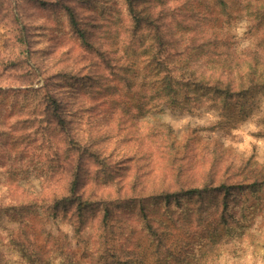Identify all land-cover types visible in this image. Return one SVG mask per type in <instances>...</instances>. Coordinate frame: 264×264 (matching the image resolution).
<instances>
[{
  "label": "trees",
  "instance_id": "1",
  "mask_svg": "<svg viewBox=\"0 0 264 264\" xmlns=\"http://www.w3.org/2000/svg\"><path fill=\"white\" fill-rule=\"evenodd\" d=\"M231 1L0 0V264H81L44 228L61 221L88 232L87 264H264L244 248L264 165L151 116L157 99L264 125V0L243 47L217 31Z\"/></svg>",
  "mask_w": 264,
  "mask_h": 264
},
{
  "label": "rangeland",
  "instance_id": "2",
  "mask_svg": "<svg viewBox=\"0 0 264 264\" xmlns=\"http://www.w3.org/2000/svg\"><path fill=\"white\" fill-rule=\"evenodd\" d=\"M247 0H232L231 5L234 8L237 19L231 24H226L223 18H217V31L220 36L231 35L234 37L233 41L237 42L239 47L248 45L251 35L247 33V17L244 12L245 3ZM1 31V29H0ZM37 79L31 85L12 86V88H26L28 86L38 87L44 83V78L38 73ZM264 100V99H263ZM153 108L151 116L160 120L163 123L169 124L175 133L181 137L187 129H196L195 138L197 148L203 149L211 147L212 145L225 146L229 152H234L237 155L244 157H252L259 164L264 165V125L260 123L257 118L258 114H254L239 125L235 127H221L218 125L220 115L216 109H212L207 105L201 106L196 112H186L177 107H169L159 100H153ZM55 179V173L52 180ZM20 183L31 191L39 192L40 184L36 176L30 173L23 178ZM247 208L246 214L250 215V223L245 235V247L253 246L251 241L255 242L257 251H261L264 247V186L257 193L258 198L250 196L248 193L245 198ZM253 205V208L251 207ZM34 227L37 228L41 219L36 216L34 218ZM47 231H51L60 239L66 237L70 242L76 256L79 258L81 264L87 262L81 258L79 241L81 238H87L88 232L78 236L74 233L73 227L64 221L48 222L45 227ZM232 247L227 248L231 250ZM252 248V247H251ZM245 256V257H244ZM244 259L251 261L258 260L257 255L245 254ZM252 256V258H249ZM96 264H112L109 259H100ZM258 264V262H255Z\"/></svg>",
  "mask_w": 264,
  "mask_h": 264
}]
</instances>
